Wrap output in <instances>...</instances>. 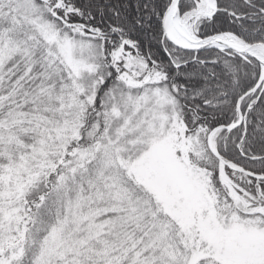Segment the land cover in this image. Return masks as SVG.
I'll return each instance as SVG.
<instances>
[{"label": "snow or ice", "instance_id": "snow-or-ice-1", "mask_svg": "<svg viewBox=\"0 0 264 264\" xmlns=\"http://www.w3.org/2000/svg\"><path fill=\"white\" fill-rule=\"evenodd\" d=\"M0 264H264V0H0Z\"/></svg>", "mask_w": 264, "mask_h": 264}]
</instances>
